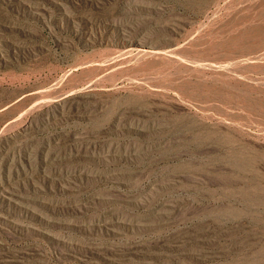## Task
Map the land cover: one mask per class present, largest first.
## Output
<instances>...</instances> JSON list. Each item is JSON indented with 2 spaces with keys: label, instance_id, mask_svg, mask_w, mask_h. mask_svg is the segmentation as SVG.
I'll return each mask as SVG.
<instances>
[{
  "label": "rangeland",
  "instance_id": "rangeland-1",
  "mask_svg": "<svg viewBox=\"0 0 264 264\" xmlns=\"http://www.w3.org/2000/svg\"><path fill=\"white\" fill-rule=\"evenodd\" d=\"M0 264H264V0H0Z\"/></svg>",
  "mask_w": 264,
  "mask_h": 264
},
{
  "label": "bare ground",
  "instance_id": "bare-ground-1",
  "mask_svg": "<svg viewBox=\"0 0 264 264\" xmlns=\"http://www.w3.org/2000/svg\"><path fill=\"white\" fill-rule=\"evenodd\" d=\"M158 52H160V53H166L167 52V50H160V51H158ZM241 165H242V163H241ZM254 185V184H253ZM247 187V186H246ZM252 190V189H251ZM245 196V195H244ZM251 197V196H250ZM244 199H245V197H244ZM250 202V201H249ZM233 211V210H232ZM192 236V235H191Z\"/></svg>",
  "mask_w": 264,
  "mask_h": 264
}]
</instances>
